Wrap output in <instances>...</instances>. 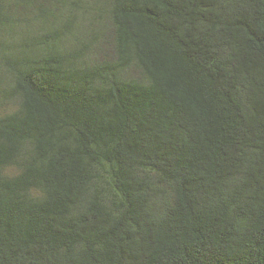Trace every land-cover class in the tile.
<instances>
[{"label":"trees","instance_id":"obj_1","mask_svg":"<svg viewBox=\"0 0 264 264\" xmlns=\"http://www.w3.org/2000/svg\"><path fill=\"white\" fill-rule=\"evenodd\" d=\"M0 264H264V0H0Z\"/></svg>","mask_w":264,"mask_h":264}]
</instances>
